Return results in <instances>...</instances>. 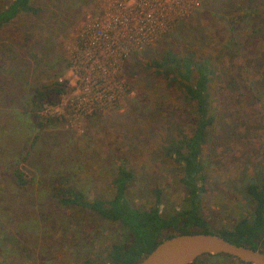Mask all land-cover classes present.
I'll use <instances>...</instances> for the list:
<instances>
[{
    "label": "rangeland",
    "instance_id": "rangeland-1",
    "mask_svg": "<svg viewBox=\"0 0 264 264\" xmlns=\"http://www.w3.org/2000/svg\"><path fill=\"white\" fill-rule=\"evenodd\" d=\"M109 1L32 0L39 14L22 13L0 28V264L104 262L120 237L117 225L61 206L57 191L71 186L90 201L109 199L118 167L134 175L133 203L152 205L158 190L161 209L179 208L181 168L163 149L178 127L190 132L195 105L150 67L166 51L210 58L217 69L210 89L216 126L203 150L204 217L216 230L251 212L244 185L264 173V0H189L188 14L126 56L121 78L129 95L114 109L75 124L59 116L62 109L40 118L47 102L35 93L67 76L79 24L103 21ZM195 262L244 264L225 255Z\"/></svg>",
    "mask_w": 264,
    "mask_h": 264
},
{
    "label": "trees",
    "instance_id": "trees-1",
    "mask_svg": "<svg viewBox=\"0 0 264 264\" xmlns=\"http://www.w3.org/2000/svg\"><path fill=\"white\" fill-rule=\"evenodd\" d=\"M39 12L32 0H11L0 7V28L22 13L37 15ZM150 67L154 68L157 76L166 80L167 86L180 87L187 102L195 105L190 132L178 127L177 134H169L163 149L164 155L181 168L179 182L184 190V198L179 208L161 209V191L158 190L154 191L155 201L152 205L146 207L133 203L128 191L134 175L125 167H118L114 175L111 198L90 201L82 191L68 186L58 189L59 204L89 211L101 220L117 225L120 237L111 244L101 264H138L162 241L177 235L198 233L217 235L232 244L264 252V173L247 179L243 192L252 205L251 212L231 227L212 229L202 212L201 195L207 186L203 150L217 118L210 93L217 76L214 62L190 51L182 56L166 51L158 59H152ZM62 92V85L56 82L52 87H45L44 91H37L34 96L39 102L53 103L52 96ZM13 177L18 186L24 184L18 171L13 173ZM85 264L97 263L87 260Z\"/></svg>",
    "mask_w": 264,
    "mask_h": 264
},
{
    "label": "built area",
    "instance_id": "built-area-1",
    "mask_svg": "<svg viewBox=\"0 0 264 264\" xmlns=\"http://www.w3.org/2000/svg\"><path fill=\"white\" fill-rule=\"evenodd\" d=\"M192 6L189 0L109 1L103 21L89 17L79 24L67 76L58 79L64 87L60 100L43 105L38 116L62 109L59 116L67 113L75 124L98 111L114 109L128 93L121 78L126 56L163 36Z\"/></svg>",
    "mask_w": 264,
    "mask_h": 264
},
{
    "label": "water",
    "instance_id": "water-1",
    "mask_svg": "<svg viewBox=\"0 0 264 264\" xmlns=\"http://www.w3.org/2000/svg\"><path fill=\"white\" fill-rule=\"evenodd\" d=\"M208 255H225L244 264H264V252L232 244L217 235L202 233L166 239L138 264H193Z\"/></svg>",
    "mask_w": 264,
    "mask_h": 264
}]
</instances>
